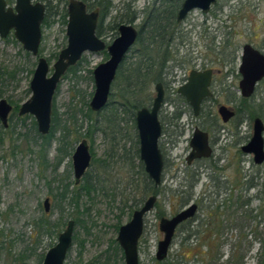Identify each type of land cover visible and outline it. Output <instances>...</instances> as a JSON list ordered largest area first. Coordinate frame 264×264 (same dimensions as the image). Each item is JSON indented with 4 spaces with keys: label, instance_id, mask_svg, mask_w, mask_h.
Returning <instances> with one entry per match:
<instances>
[{
    "label": "rangeland",
    "instance_id": "374dc122",
    "mask_svg": "<svg viewBox=\"0 0 264 264\" xmlns=\"http://www.w3.org/2000/svg\"><path fill=\"white\" fill-rule=\"evenodd\" d=\"M35 1L48 2L56 12L42 27L39 56L25 51L13 33L0 37V100L6 99L14 107L8 127L0 121V264H42L71 220H77L78 225L65 264H125L117 242L119 229L153 195L145 192L148 182L137 156L138 109L134 105L138 97L121 96L123 78L141 64L140 44L127 55L108 104L99 112L90 108L95 92L93 71L108 61L106 51L86 52L75 70L62 77L53 100L56 139L42 156L35 117H20L18 110L32 96L30 84L39 57L48 60L51 76L59 54L68 45V17L65 23L64 15L69 0ZM99 1L92 0L91 9L97 8ZM110 1L99 35L108 45L119 36L118 29L112 27L120 23L127 9L136 11L131 25L139 31L147 13L166 17L172 8L168 0ZM148 30L143 29L146 46L150 43ZM245 44L264 53V0H217L209 14L195 10L178 23L170 48L172 57L163 75L170 84L160 111L163 136L159 144L165 168L156 207L144 220L140 264H264V164L255 165L253 156L241 151L253 136L254 120L264 122V81L247 100L246 118L242 114L226 131L221 130L213 156L197 166L186 162L194 125L185 117L173 118L177 90L192 70L206 65L218 68L219 64L211 63L217 57L237 58V64L228 67L229 76L217 78V85L221 81L229 84V91L218 103L242 105L238 69ZM147 53L154 59L161 51L153 45ZM158 70L157 66L152 74ZM155 97L153 83L141 98H151L150 108ZM248 109H253L254 118ZM64 136L68 146L59 156ZM84 139L92 162L80 184L75 185L72 156ZM250 178L256 187L246 192ZM87 181L94 187L89 194L80 191ZM78 191L81 194L73 201ZM46 199H50L49 212L44 207ZM193 203L198 205L197 215L178 228L168 258L158 262V243L164 238L161 219L171 218Z\"/></svg>",
    "mask_w": 264,
    "mask_h": 264
},
{
    "label": "water",
    "instance_id": "95a60500",
    "mask_svg": "<svg viewBox=\"0 0 264 264\" xmlns=\"http://www.w3.org/2000/svg\"><path fill=\"white\" fill-rule=\"evenodd\" d=\"M17 5L7 8L5 0H0V37L5 39L11 32L22 44L25 51L38 57L42 42V23L45 18V5L33 4L31 0H16ZM217 0H184L177 13V22L182 23L195 10L209 14ZM99 9L89 13L86 4L81 0H69L67 38L68 45L59 54L58 60L53 65V73L49 76L50 65L44 57H39L30 89L32 96L21 105L18 115L24 117L32 115L37 122V130L46 136L52 129L53 100L62 77L70 68L75 67L86 52H107V62L98 65L94 71L95 92L90 102L93 112H99L108 104L112 85L118 70L126 56L135 46L139 32L131 24H122L118 28L119 36L107 45L97 35ZM242 81L240 83L241 95L249 99L254 93L257 84L264 80V54L247 44L243 48L242 64L240 67ZM212 71L199 72L193 70L188 82L179 88L178 93L186 98L198 115L201 102L210 95L209 85ZM156 97L151 108L143 107L137 111L136 126L139 136L140 159L148 177L154 182L155 187L162 185L165 161L160 149V139L163 135V126L159 114L164 103L165 91L163 84L155 86ZM13 106L6 100H0V121L8 127L9 115ZM224 120H230L234 113L226 112L221 108ZM192 152L187 158L188 163L196 159H208L213 150L209 144L208 135L196 130L191 139ZM242 152L253 156L257 166L264 164V122L257 118L254 122V132L250 141L242 146ZM73 169L75 184L79 185L91 165L92 154L87 140L76 148L73 156ZM158 201L157 195L150 196L144 204L135 210L132 219L122 225L118 232L117 242L123 250L125 264H140L139 243L144 233L145 217L155 208ZM45 211L50 210V199L44 201ZM198 205L190 204L188 207L171 218H162L160 231L164 234L158 243L156 259L163 262L168 258L174 237L178 228L185 222L195 218ZM75 222L69 221L64 232L59 235L58 243L46 254L42 264H65L69 249L73 244Z\"/></svg>",
    "mask_w": 264,
    "mask_h": 264
},
{
    "label": "trees",
    "instance_id": "16d2710c",
    "mask_svg": "<svg viewBox=\"0 0 264 264\" xmlns=\"http://www.w3.org/2000/svg\"><path fill=\"white\" fill-rule=\"evenodd\" d=\"M84 2H88L90 5V7L92 8V6H94L92 0H83ZM169 2L172 3L171 5V10L169 11V14L164 17L161 13H157V14H149L147 13V16L145 18V20H143V23L141 25V28L139 30V36L137 39L136 44H140V48H141V52H140V61L141 64L138 66V68H136L131 74L129 72V74L123 78V82H125V85L123 87V92H122V97L124 99L128 98V97H135V95H137L138 100L136 101V105H134L135 109H141L143 107H147L149 104H151V98H148L147 100L142 99L141 95L143 92H146L148 89V86L150 84H156V83H163L164 78L163 75L165 74V69L167 67V63L171 60V52H170V48L174 42V38H175V33H176V29L178 28V22H177V13L181 7V4L183 3L184 0H168ZM111 1L110 0H100L99 2L96 3L97 7L100 8V19H101V23L107 18L108 16V12L107 9L110 8L111 6ZM92 4V5H91ZM49 6V14H48V18L55 15L56 12H53V9L50 8ZM215 6V5H214ZM127 13L124 17H122L120 23L118 24H113L112 30H117L118 27L122 24H134L136 21V11H132L130 9L126 10ZM149 14V15H148ZM68 17L67 11L66 14L64 15V22L66 23V19ZM48 18L45 21V25H48L50 20H48ZM52 18V17H51ZM68 23V22H67ZM101 26V24H100ZM144 27H148L151 31L148 30V39L150 40V43H148V46H146L145 44V39L143 37V29ZM102 31L100 29V27L98 28L97 31V35H101ZM135 44V45H136ZM153 45H158L160 48V55L156 56V58H150L148 57V53L147 51L149 50L150 46ZM235 56H232V60ZM226 60L224 59H220L217 62L218 63H222L224 64ZM229 61V60H227ZM234 61V60H233ZM138 62V64H139ZM142 64H144L142 66ZM157 66L159 67V70L155 72V75H153L152 73L155 71V69L157 68ZM121 68L122 65L120 66L116 79L119 78V76H121ZM71 71L75 70L74 67L70 68ZM115 79V80H116ZM178 96V95H177ZM248 101L246 100V103ZM15 109H18V105L16 106ZM249 110V109H248ZM249 112H251L252 114V118L255 117L254 111L253 109L249 110ZM181 115L180 113L174 114V119H180ZM57 119L53 118V126L52 129L50 131V133L46 136H42L41 134H39V139L41 140V144H40V153L41 155L45 156V154H47V151L49 149V147L51 146V144L54 142V140L56 139L55 134H56V125L55 122ZM57 124V123H56ZM36 125V124H35ZM66 136L62 137L61 141H60V146L58 147V155H62L64 154V152H66L65 150L67 149L68 143H67V139L65 138ZM87 137V136H85ZM137 156L138 159H140V149H137ZM141 160V159H140ZM141 165V170L144 174V177L146 178L147 182H148V186H146L147 190L145 192H151L153 195H158L159 194V190L160 187H155L154 182L148 177V175L145 172L144 169V165L143 162H140ZM254 179L250 178L247 179L246 181V192H248L249 190H251L252 188L256 187V184L253 181ZM75 184V183H74ZM76 185V184H75ZM149 189V191H148ZM94 190V187L92 186V184L87 181L86 183H84L83 185H81V192H86L87 194L91 193ZM67 192V191H66ZM81 192H77L75 194V197L72 198V200L77 201L76 197L78 198L79 195L81 194ZM64 196V194L62 195ZM156 207V206H155ZM139 208H137L138 210ZM75 225L77 224V220L74 221ZM124 255V254H123ZM160 264H164V263H160Z\"/></svg>",
    "mask_w": 264,
    "mask_h": 264
},
{
    "label": "flooded vegetation",
    "instance_id": "af4514ba",
    "mask_svg": "<svg viewBox=\"0 0 264 264\" xmlns=\"http://www.w3.org/2000/svg\"><path fill=\"white\" fill-rule=\"evenodd\" d=\"M83 1V0H81ZM6 2V5H7V8H15L16 5H17V1L16 0H5ZM31 2L33 4H36V3H40V2H36L35 0H31ZM84 2V1H83ZM87 6V11L89 13L95 11L96 9H99V16H98V28L100 27V24H101V19H100V8H95V9H91V7L89 6L90 4L88 2H84ZM45 5V8H46V11H45V18H44V21L42 23V26L41 27H44L45 26V21L46 19L48 18V14H49V6H48V2L46 3H42ZM69 4V3H68ZM92 5V4H91ZM67 14H68V6H67ZM98 28H97V31H98ZM119 28V27H118ZM139 32V31H138ZM14 34V32H11ZM10 33V34H11ZM99 37V36H98ZM105 42V41H104ZM107 44V43H106ZM108 45V44H107ZM247 44H245L244 46H246ZM243 46V48H244ZM254 47V46H253ZM243 48H242V55H243ZM255 48V47H254ZM256 49V48H255ZM258 50V49H257ZM260 51V50H259ZM262 54H264L262 51H260ZM242 55H241V58H240V64H239V75L238 77L240 78V81H239V89H240V83L242 81V76L240 74V67H241V64H242ZM109 56V55H108ZM127 57V56H126ZM126 59V58H125ZM220 59H224L226 60L224 62V64H220L218 63L217 61L220 60ZM229 60V61H227ZM234 60V61H233ZM232 59H227L225 57L223 58H218L217 59H214L211 61V63H216V64H219L220 66H217L218 68H214V65H206L204 67H202L201 69H198L196 71H199V72H205V71H212V77H211V80H210V85H209V91H210V95L207 96L206 98H204L201 102V105H200V109H199V113L198 115L195 114V111L193 109V107L190 105V103L186 100L185 97H183L182 95H180L178 93V90L177 92L175 93L176 94V99L173 101L175 107H176V113L181 115L180 119L181 118H186V122H189L192 121L193 123V135L194 133L196 132V130H199L200 132H203L205 134L208 135V139H209V144L213 150V154H214V145L217 143V139H218V135L220 133V131H226L228 126L229 125H232L235 121H237L240 116L243 114L245 115V118H246V98H243L242 95H241V89H240V95H241V98L239 101H241L242 105L239 106V107H235L234 106V103L233 101H229V102H226V103H218L220 101H218V99L222 96V95H225V93H227L229 91V84H226V82H223L221 81L220 83H218L217 85V78L219 76L223 77L224 79H226L229 74L231 73V71H228V67L230 65H232L231 63H233V66H235L237 64L236 60L237 58L234 57ZM125 61V60H124ZM124 63V62H123ZM122 63V64H123ZM235 63V64H234ZM121 64V65H122ZM227 64H229L228 66H226ZM226 69V71L224 70ZM233 69V67H232ZM70 70V69H69ZM193 71V70H192ZM191 71V72H192ZM190 76V74H189ZM188 79L189 77H187L185 83L183 85H185L187 82H188ZM264 81V80H262ZM260 81L257 86L262 82ZM160 83V82H159ZM159 83H156L155 86ZM163 88H164V91H165V98H164V102H165V99H166V92L168 91L167 89L169 88L168 85L169 82L167 83V81H163ZM182 85V86H183ZM181 86V87H182ZM257 86H256V89H257ZM227 87V88H226ZM256 89H255V92H256ZM255 94V93H254ZM178 95V96H177ZM254 96V95H253ZM252 98V97H251ZM250 99V98H249ZM154 101V99H153ZM176 102H178V104H175ZM181 102V103H180ZM153 104V103H152ZM182 104V105H181ZM177 105V106H176ZM164 106V103L162 104V107ZM180 106V107H179ZM152 107V106H151ZM150 107V108H151ZM225 107L226 108V112H232L234 113V116L228 120L227 122L224 120V115L221 113V108ZM149 108V107H148ZM162 110V108H161ZM13 111H14V107H13ZM12 111V112H13ZM159 118H160V114H159ZM180 119H177L176 121L180 120ZM256 120V119H255ZM254 120V122H255ZM9 122V121H8ZM253 132H254V126H253ZM183 133V132H182ZM182 135V134H181ZM192 135V137H193ZM163 136V135H162ZM191 137V139H192ZM191 139H190V148L188 150V156L186 157V162H187V165L188 166H197L199 165V163L207 160V159H196L194 161H192L190 164L188 163V160L187 158L189 157V155L191 154L192 152V148H191ZM160 145V144H159ZM246 145V144H244ZM243 145V146H244ZM242 148V147H241ZM242 151V150H241ZM212 154V156H213ZM164 156V155H163ZM211 156V157H212ZM210 157V158H211ZM208 158V159H210ZM165 161V160H164ZM92 162V161H91ZM73 163V161H72ZM165 168V167H164ZM86 175V174H85ZM85 177V176H84ZM189 206V205H188ZM186 206V207H188ZM185 207V208H186ZM184 208V209H185ZM183 210V209H182ZM181 210V211H182ZM176 215V214H175ZM193 220V219H192ZM192 220H189L188 222L192 221ZM188 222H185L183 223L182 225L188 223ZM181 225V226H182ZM180 226V227H181ZM179 227V228H180Z\"/></svg>",
    "mask_w": 264,
    "mask_h": 264
}]
</instances>
